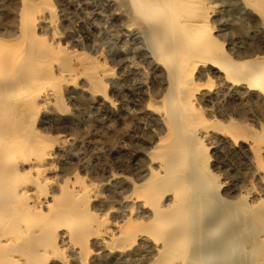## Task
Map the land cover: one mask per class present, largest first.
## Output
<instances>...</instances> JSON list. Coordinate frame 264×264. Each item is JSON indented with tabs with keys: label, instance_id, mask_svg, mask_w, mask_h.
I'll list each match as a JSON object with an SVG mask.
<instances>
[{
	"label": "bare ground",
	"instance_id": "1",
	"mask_svg": "<svg viewBox=\"0 0 264 264\" xmlns=\"http://www.w3.org/2000/svg\"><path fill=\"white\" fill-rule=\"evenodd\" d=\"M25 1L22 3V7L25 6ZM48 2L50 3V1ZM203 5H205V0L121 1L122 9L125 12L124 16L131 25L141 30L142 34H146L148 39L145 55L148 63L155 70L152 79L153 93H156L160 100L150 102L147 105L144 112L149 116V121L144 125H139L144 126L153 133L156 141L154 149L155 152L158 151L154 159L159 160L151 162L152 166L154 165L153 170L150 171L147 168L149 169L147 171L149 180L145 184H140L141 180L138 179L143 174L135 178L139 169L137 164H133L131 167L126 163L122 164L121 171L123 175L119 178L120 193L117 195V200L123 224L109 227L99 222L96 226V233L99 236L96 238L98 245L102 247L108 241L105 249L103 248L105 253L109 252L113 256H127V258L137 260L138 252L140 253L146 242L154 237L161 241V245L159 246L160 250L156 253L157 259L154 260L155 262L151 260V262H154H152L153 264H174L176 259L181 260L178 264H195L192 256L188 254L187 243L191 237H196L197 234L196 232L193 234V225L190 220L193 221L191 216L202 205L203 193L200 194V192L196 195L193 191L196 192L197 190L194 189L202 184L205 185V189L207 185L209 187L215 185L213 179L208 177L209 175L205 170V158L207 156L205 149L207 148L201 146L202 142L199 139L204 135H208V132L200 128L205 121L202 123L200 120L195 102L199 100L209 104L222 99L226 105H236L237 103L240 104L244 97L255 95L260 97V93L258 95L255 92L256 89L264 93L263 61L260 62L258 59L239 61L242 58L249 57L246 54L248 51L242 53V56L240 55V47L238 49L236 47L235 49L234 47L230 48V54L238 59L240 58L238 61L230 55L228 56L223 51L221 43L210 32V25L207 21L208 15ZM249 6L259 13L260 16H257L263 22L264 0H254L253 4H249ZM22 14L19 16L22 21L21 24L19 23L20 28L18 30L11 29L9 31L7 28L9 32L6 34L4 32L0 33V43L4 41V37L14 38L13 40L18 41L12 47L11 45L9 47L8 44H5L8 45L6 47L0 44V264H45L49 254L55 252V236L58 234L59 237L61 235L65 239H71V242L80 244L82 256L87 257V234L95 220L93 213L88 212L86 207L90 205L92 199L98 202L99 194L93 188L73 185L70 188L59 190L60 194L58 196L55 194L49 196L47 187L49 181L52 180L51 177L53 178L56 174L55 161L66 146L65 137L61 136L56 141L48 139L39 132L31 130L26 119L19 118L20 120L16 123L13 120L17 92L23 90L22 110L28 113L34 121H37L38 125L50 127L45 109L49 107L50 98L57 94L56 91L45 86V82L50 84L55 76L53 69L57 66L55 65V56L51 55V52L36 36L37 22L35 20L26 22L25 12ZM50 15L48 17L38 16V23L42 22L46 27L53 28ZM234 31L236 30L234 29ZM39 33L41 34V32ZM59 35H53L54 43L60 44L61 38ZM262 44L263 41L261 46ZM66 62L67 60H65ZM82 66L86 67V77L90 79V87L99 92H104L106 90L104 80L108 74L94 67V63L91 62L86 63V65L82 63ZM203 74H205L208 81L211 78L220 79L221 82H218L220 84L213 87L211 86L212 83L209 85L206 82L205 85L208 88L202 90L196 78L197 76L202 77ZM88 93L90 92L88 91ZM104 99V102H106L107 97ZM110 101L108 100L111 104ZM221 113L223 112L221 111ZM228 113L230 112L228 111ZM207 127H210V125ZM226 139V137H222L220 141L226 142ZM209 142L211 143V141ZM236 143L233 141L232 144L230 140L229 145L231 148H235ZM239 144L247 153L253 156L256 162L262 160L260 147L257 146L253 150L244 141L239 142ZM129 169L132 170V173ZM193 184H195L194 186L196 184L200 186L194 187ZM140 185L143 186L142 189L147 187L148 191L145 193L144 190L140 189ZM209 187L205 190L206 192L209 191ZM212 189L213 186L211 191ZM226 189L227 193H234L233 188ZM218 193L219 191L215 192L216 195H219ZM211 194L213 195L212 192ZM228 201L224 199L222 202L229 204ZM233 206L236 207L234 204ZM237 207L239 206L237 205ZM262 211L264 212V208ZM141 218H146L145 229L138 223V219ZM248 219H250V216ZM261 219L264 220V213H262ZM215 221L214 224H217V221L216 223ZM255 224L253 226H256ZM217 225L210 226L211 228L207 227V230L201 229L200 232L198 231L199 235L204 236L206 241L211 238H214L213 241L217 240L222 235L220 224ZM249 227L251 228L252 225L248 226L247 229L245 228L246 231L249 230ZM258 227L256 226L255 229H258ZM220 240L221 238L218 239L216 244H219ZM248 240L250 241V239ZM248 240L246 238L245 243L247 241V244L250 245ZM189 244L191 245V243ZM262 244V241L258 239L257 246H253L255 249L252 252L259 251L255 252L256 254L254 253V259L251 258L253 259L252 262L250 261L252 264H264V255H261L260 252V249H264ZM108 245L111 251L106 249ZM64 247L62 246V248ZM233 247L235 248L234 245ZM224 250L227 253V249ZM94 254H98V252Z\"/></svg>",
	"mask_w": 264,
	"mask_h": 264
},
{
	"label": "rangeland",
	"instance_id": "2",
	"mask_svg": "<svg viewBox=\"0 0 264 264\" xmlns=\"http://www.w3.org/2000/svg\"><path fill=\"white\" fill-rule=\"evenodd\" d=\"M24 1L0 0V33L4 32L6 34L11 29L18 30L22 21L19 16L22 13L24 14V12L26 22L33 20L37 22L36 36L51 52V55L55 56V65H57L53 67L55 73L53 80L50 84L45 82V86L56 91L57 94L50 98L49 107L45 109L48 117L47 122L51 125L50 127L38 125L37 121H34L28 113L22 110L23 90L17 92V98L14 102L16 109L13 111V120L16 123L20 119H26L27 125L31 130L39 132L48 139L56 141L61 136L65 137L66 146L55 161L57 171L53 176L54 180L51 176H48L52 179L47 187L49 196L53 194L58 196L60 194L59 190L70 188L73 185L93 188L99 194L98 202L92 199L90 205L86 207L88 212L93 213L95 220L91 225L92 231L90 230L87 234V257L82 256L80 244L71 242V239H65L61 235L59 237L58 234L55 236V252L49 254L45 264H130L131 262V264H153L154 260L157 259L156 253L160 250L159 246L161 245V241L154 237L146 242L140 253L138 252L137 260L127 258V256H113L109 252L105 253L103 248L105 249L108 241L102 247L96 242V238L99 237L96 233V226L99 222L109 227L123 224L117 200V195L120 193L119 178L123 175L121 171L122 164L126 163L130 167L133 164H137L139 169L135 178L143 174L138 179L141 180L140 184H145L149 180L147 171L149 169L150 171L153 170L154 167L151 162L159 160L154 159L158 151L155 152L154 149L156 141L153 133L144 126H140L149 121V116L144 112L147 105L150 102H158V99L160 100L156 93H153L152 79L155 70L148 63L145 55L148 43L147 36L144 33L142 34V31L138 30L134 25H131L124 16L125 12L121 6L122 0H26L24 3L25 9L22 7ZM243 1L205 0V5L203 6L208 15L207 21L210 25V32L221 43L223 51L234 58V60L238 61L240 58L238 59L233 54H230V48L234 47L235 49L236 47L238 49L240 47V55L242 56V53L248 51L246 54L249 57L242 58L239 61H244L243 59H258L260 62L263 61L262 63L264 64V21L261 22L259 13L249 6V4H253L254 0ZM40 15L44 17L50 15V19L53 21V28L46 27L42 22L38 23V16ZM43 31L46 32L44 33ZM221 31L224 33L222 34ZM51 34L52 36H50ZM54 34H60V44L53 42L52 37ZM13 39L4 37L5 42L1 41L0 44H8L9 47L10 45L12 47L18 43L17 40ZM262 41L263 44L261 46ZM8 45H5V47ZM65 60H67L66 63ZM62 61H64L63 64ZM88 62L94 63V67L108 74L104 80L106 88L104 92H99L90 87L91 82L86 77V67L82 66V63L86 65ZM57 74L58 76H56ZM196 81H199L198 84L201 85L202 90L208 88L205 85L206 82L209 85L212 83L211 86L213 87H217L220 84L218 82H221L217 78H211L208 81L205 74L202 77L197 76ZM87 90L92 93V97ZM259 91V89L255 90L258 95L260 93L261 96H258L259 98L257 95L247 96L246 98L244 97L240 104L237 103L236 105H226L222 99L209 104L199 100L195 102V108L199 111L200 120L202 123L205 121L200 128L208 132V135H204V137L199 139L202 142L201 146L207 148H204L207 155L205 158V170L209 175L208 177L212 178L215 184L212 185V191L211 185L209 187L206 184L205 189L204 184H202L204 186L201 183H199L201 186L199 184L194 186L195 184H193L194 187L200 186L198 187L199 189H194L198 192L193 191L194 194L203 193L202 205L191 216L195 222L190 220L193 225V234L194 232L197 234L196 237H191L187 243L188 254L192 256L195 264H252L254 253L259 251L255 250V252H252L255 249L254 247L257 246V240L260 239L263 243L262 246H264V220L261 219L262 213H264L262 211L264 208V93ZM143 93H145L144 97ZM106 97L107 99L109 98V101L111 100V104L107 99L104 102ZM248 101L251 102L249 103ZM61 107L64 109L62 110ZM204 124H208L210 127ZM55 125L57 126L55 127ZM228 128L230 131H228ZM222 137H226L227 141H220ZM230 140L232 144L233 141L237 142L235 148H231L229 145ZM242 141L248 143L253 150L257 146L261 148L262 160L260 162H256L253 156L240 146L239 142ZM129 171L132 173L131 169ZM207 187H209L208 192L205 191ZM142 188L143 186L140 185V189ZM226 188H233L234 193H227ZM142 190L145 193L148 191L147 187ZM216 191H219V195L215 194ZM220 199L222 201L224 199L229 200L228 202L230 203L225 204L226 202H222ZM104 208L107 209L105 210ZM246 214L250 215L247 216ZM249 216L250 219H248ZM215 220L218 225L220 224L219 226L222 230L219 244L216 243H218L220 238L215 241H213L214 238L206 241L204 236L199 235L201 229L207 230L213 225H217L214 224ZM145 221L146 218L138 219V223L144 229L146 228L145 224H147V221L146 223ZM253 224L259 226L258 229H255L256 226H253ZM247 225H252L251 228H248V231H246ZM242 229L245 231L243 232ZM246 238L247 240L250 239V241L248 240L250 245L247 244V241L245 243ZM57 245L60 246L58 247ZM62 246L65 247L62 248ZM69 249L72 250L70 251ZM106 249L111 251L109 245ZM224 249H227L228 254ZM260 250L261 255H264V249ZM97 252L98 254H94ZM57 258H60V260ZM151 260L154 262L152 261V263ZM180 261V259H176L174 264H178Z\"/></svg>",
	"mask_w": 264,
	"mask_h": 264
}]
</instances>
